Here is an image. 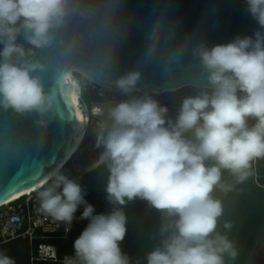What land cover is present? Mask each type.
Wrapping results in <instances>:
<instances>
[{
  "label": "clouds",
  "instance_id": "obj_1",
  "mask_svg": "<svg viewBox=\"0 0 264 264\" xmlns=\"http://www.w3.org/2000/svg\"><path fill=\"white\" fill-rule=\"evenodd\" d=\"M245 2L259 29L193 47L205 83L182 99L174 117L153 96L132 95L138 71L116 80L129 98L111 106L98 126L99 154L91 166L102 170L107 213L96 214L82 185L61 168L38 184L39 212L71 225L83 206L80 219L88 221L64 264H132L120 245L128 231L125 209L136 200L160 213L146 264L237 259L234 242L218 230L224 205L215 193L232 192L254 175L253 163L264 160V0ZM84 10V0H0V111L34 114L36 125L47 128L55 97L39 75L45 66L33 57L54 48L57 35ZM61 79L70 74L62 72ZM0 264L16 261L0 252Z\"/></svg>",
  "mask_w": 264,
  "mask_h": 264
},
{
  "label": "water",
  "instance_id": "obj_2",
  "mask_svg": "<svg viewBox=\"0 0 264 264\" xmlns=\"http://www.w3.org/2000/svg\"><path fill=\"white\" fill-rule=\"evenodd\" d=\"M84 6L56 46L33 57L45 66L39 75L55 97L47 128L36 125L34 114L0 111V205L37 185L72 151L68 165L75 172L94 170L98 126L111 106L129 97L91 101L88 108L71 71L113 88L120 76L138 71L137 93L198 88L205 79L194 46L228 43L259 29L245 0H84ZM62 72L70 79H61ZM257 258L264 264V244Z\"/></svg>",
  "mask_w": 264,
  "mask_h": 264
},
{
  "label": "trees",
  "instance_id": "obj_3",
  "mask_svg": "<svg viewBox=\"0 0 264 264\" xmlns=\"http://www.w3.org/2000/svg\"><path fill=\"white\" fill-rule=\"evenodd\" d=\"M94 97L102 99L98 95ZM181 101L182 99H178L161 105L167 106L169 116L174 117ZM253 172L254 175L243 184L235 185L232 192L226 195L215 193L224 205V215L220 219L218 230L234 242L239 252L237 259L228 261V264H253L257 252L264 244V160L253 163ZM83 178L92 189L90 203L94 206L95 213H107L110 207L103 190L102 170L94 169L84 174ZM224 178L231 182V177L226 173ZM125 211L128 215V231L120 246L130 257L132 264H146L144 257L157 242L153 239V235L159 228L160 213L140 200L130 203ZM81 213L77 215L75 228L67 239L52 240L57 247L59 257L65 254L73 255V242L88 223L87 220L80 219ZM225 221L233 224L231 230L223 229ZM0 252L14 258L16 264H62L52 261L31 262L30 245L28 240L23 238L0 244Z\"/></svg>",
  "mask_w": 264,
  "mask_h": 264
},
{
  "label": "built area",
  "instance_id": "obj_4",
  "mask_svg": "<svg viewBox=\"0 0 264 264\" xmlns=\"http://www.w3.org/2000/svg\"><path fill=\"white\" fill-rule=\"evenodd\" d=\"M61 170L72 178H76L85 189V199L90 203L92 189L84 180L83 175L75 172L68 163H64ZM37 187L10 202L0 205V244L13 239H27L30 245V260L52 261L64 264L66 256H58L57 247L52 240L67 239L75 228L76 218L83 211L81 206L71 225L57 221L39 212Z\"/></svg>",
  "mask_w": 264,
  "mask_h": 264
},
{
  "label": "rangeland",
  "instance_id": "obj_5",
  "mask_svg": "<svg viewBox=\"0 0 264 264\" xmlns=\"http://www.w3.org/2000/svg\"><path fill=\"white\" fill-rule=\"evenodd\" d=\"M78 76V75H77ZM79 79V85L81 89V96L85 100V102L89 101H95V100H107L108 98H123L128 97L127 95L122 94L119 90H110L106 87L99 86L93 82H90L86 79H84L81 76H78ZM198 91V88L187 86L183 87L181 89H178L176 91L171 92H164L161 94H149V93H137L134 92L132 95L135 96H143L145 94L153 96L156 100L159 101V103H166V102H175L178 99H183L184 97L188 95H194ZM90 94V95H89ZM88 95L90 97H88ZM95 95H98V97L102 98H96ZM253 263L258 264V258L257 255L255 256Z\"/></svg>",
  "mask_w": 264,
  "mask_h": 264
},
{
  "label": "bare ground",
  "instance_id": "obj_6",
  "mask_svg": "<svg viewBox=\"0 0 264 264\" xmlns=\"http://www.w3.org/2000/svg\"><path fill=\"white\" fill-rule=\"evenodd\" d=\"M71 76H72L73 79H74V83H75L76 88H78V97H79L80 94H81V89H80L81 87H80V85H79V79H78V76H77V74H76L75 72H72V71H71ZM83 78H84V77H83ZM88 81L92 82L91 80H88ZM106 88H108V89H110V90H118L117 88L108 87V86H106ZM73 153H74V151H72V152L69 154V156L63 161V163H61L57 168H60V167H61L64 163H66V162L68 163V161L70 160V158H71V156L73 155ZM45 179H46V178H44V179H43L41 182H39L38 184H42V183L44 182ZM38 184L35 185L34 187L28 189L27 191L21 192V193L15 195V196H13L12 198H10V199H9L8 201H6V202H10V201H12V200H14V199H16V198L21 197V196L24 195V194H27L30 190L36 188V187L38 186Z\"/></svg>",
  "mask_w": 264,
  "mask_h": 264
},
{
  "label": "flooded vegetation",
  "instance_id": "obj_7",
  "mask_svg": "<svg viewBox=\"0 0 264 264\" xmlns=\"http://www.w3.org/2000/svg\"><path fill=\"white\" fill-rule=\"evenodd\" d=\"M108 99H111V98H108ZM108 99H107V100H108ZM86 104H87V107L90 108V106H91V101L86 102ZM88 120H89V121H94V118L89 114Z\"/></svg>",
  "mask_w": 264,
  "mask_h": 264
},
{
  "label": "snow or ice",
  "instance_id": "obj_8",
  "mask_svg": "<svg viewBox=\"0 0 264 264\" xmlns=\"http://www.w3.org/2000/svg\"><path fill=\"white\" fill-rule=\"evenodd\" d=\"M17 191H19V189H17ZM9 194H11V193H9Z\"/></svg>",
  "mask_w": 264,
  "mask_h": 264
}]
</instances>
